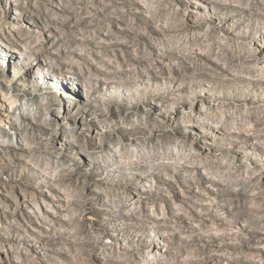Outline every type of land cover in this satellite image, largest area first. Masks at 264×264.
Masks as SVG:
<instances>
[{
	"label": "rangeland",
	"instance_id": "obj_1",
	"mask_svg": "<svg viewBox=\"0 0 264 264\" xmlns=\"http://www.w3.org/2000/svg\"><path fill=\"white\" fill-rule=\"evenodd\" d=\"M1 40L0 264H264V0H0Z\"/></svg>",
	"mask_w": 264,
	"mask_h": 264
},
{
	"label": "bare ground",
	"instance_id": "obj_2",
	"mask_svg": "<svg viewBox=\"0 0 264 264\" xmlns=\"http://www.w3.org/2000/svg\"><path fill=\"white\" fill-rule=\"evenodd\" d=\"M0 45L2 46V48L4 50H8L10 52H14V53H17L18 52V49H16L15 47H12L9 42L5 41V40H1L0 41ZM9 58V61H12V58L13 56H7ZM8 61V60H7ZM8 64V63H7ZM48 66V70H52L55 66L53 64H47ZM69 78H76V76L74 75H69ZM69 81L67 80L66 82H62V85L63 83L64 84H67ZM5 95L2 94L0 95V122H2L5 118L9 117V112H8V108H7V104L5 103ZM14 102V101H13ZM10 104H12V101H9ZM79 106V105H77ZM21 114L30 119V121L32 123H35V124H38L40 126H42L43 128H45L49 134H56V124L50 122L46 116L45 113H39L38 111H35V110H32V109H28V108H24L22 107L21 109ZM30 124V123H29ZM102 125V124H101ZM105 126V125H104ZM19 131H18V134L20 135L21 133V128L18 127ZM59 133V132H58ZM71 133V132H70ZM75 133L73 134H70V141L73 139V137L75 136L74 135ZM46 138V137H45ZM76 139V138H75ZM78 152V151H77Z\"/></svg>",
	"mask_w": 264,
	"mask_h": 264
}]
</instances>
